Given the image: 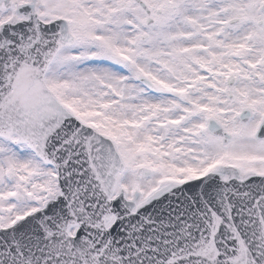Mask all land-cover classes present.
I'll return each instance as SVG.
<instances>
[{"label": "snow or ice", "instance_id": "snow-or-ice-1", "mask_svg": "<svg viewBox=\"0 0 264 264\" xmlns=\"http://www.w3.org/2000/svg\"><path fill=\"white\" fill-rule=\"evenodd\" d=\"M0 264H264V0H0Z\"/></svg>", "mask_w": 264, "mask_h": 264}]
</instances>
